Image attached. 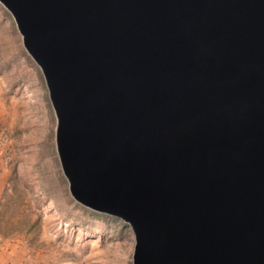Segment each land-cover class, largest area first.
I'll list each match as a JSON object with an SVG mask.
<instances>
[{
    "label": "water",
    "instance_id": "1",
    "mask_svg": "<svg viewBox=\"0 0 264 264\" xmlns=\"http://www.w3.org/2000/svg\"><path fill=\"white\" fill-rule=\"evenodd\" d=\"M39 67L71 197L132 264H264V0H0Z\"/></svg>",
    "mask_w": 264,
    "mask_h": 264
},
{
    "label": "rangeland",
    "instance_id": "2",
    "mask_svg": "<svg viewBox=\"0 0 264 264\" xmlns=\"http://www.w3.org/2000/svg\"><path fill=\"white\" fill-rule=\"evenodd\" d=\"M55 126L43 75L0 3V248L21 255L16 264H132L130 226L71 197Z\"/></svg>",
    "mask_w": 264,
    "mask_h": 264
},
{
    "label": "crops",
    "instance_id": "3",
    "mask_svg": "<svg viewBox=\"0 0 264 264\" xmlns=\"http://www.w3.org/2000/svg\"><path fill=\"white\" fill-rule=\"evenodd\" d=\"M12 250L7 249L6 246L0 248V264H16V261L21 262L22 256L20 255L17 260L15 255L12 254Z\"/></svg>",
    "mask_w": 264,
    "mask_h": 264
},
{
    "label": "trees",
    "instance_id": "4",
    "mask_svg": "<svg viewBox=\"0 0 264 264\" xmlns=\"http://www.w3.org/2000/svg\"><path fill=\"white\" fill-rule=\"evenodd\" d=\"M8 222L11 224L12 220L10 221V219H9V221H8Z\"/></svg>",
    "mask_w": 264,
    "mask_h": 264
}]
</instances>
